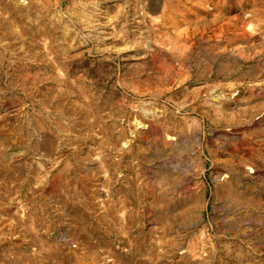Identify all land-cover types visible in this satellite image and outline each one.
<instances>
[{
    "label": "rangeland",
    "instance_id": "1",
    "mask_svg": "<svg viewBox=\"0 0 264 264\" xmlns=\"http://www.w3.org/2000/svg\"><path fill=\"white\" fill-rule=\"evenodd\" d=\"M1 1L0 264H151V216L194 198L195 261L264 264L234 192L264 180V0Z\"/></svg>",
    "mask_w": 264,
    "mask_h": 264
},
{
    "label": "crops",
    "instance_id": "2",
    "mask_svg": "<svg viewBox=\"0 0 264 264\" xmlns=\"http://www.w3.org/2000/svg\"><path fill=\"white\" fill-rule=\"evenodd\" d=\"M234 192L244 200L241 205L246 209H243L242 215L253 214L264 220V180L257 186L241 185L236 187ZM169 209L171 212L169 217L151 216V238L155 239L157 243H162V240H170L167 245H161L158 248L156 255L151 253V264H257L258 249L254 250L256 245L251 246L247 242L245 244L238 242L219 244L208 261H195L190 253L188 241L194 233L198 232L199 226L203 222L204 206L202 201L199 198H194V202L193 200H184L179 205L171 203ZM92 219L96 220L93 217ZM94 220L91 221L86 231L94 233L98 230L109 236H112L110 232L123 231V219L119 217L111 220L113 224L115 223V226L111 225V227L108 226V217L99 218L101 222L99 229L94 225ZM131 223L134 224V221ZM128 229L130 233H133L134 225L128 226ZM174 240L179 242L176 249H172L170 246ZM98 246L100 250L104 249L100 243ZM162 249L166 252H160ZM177 253H180L181 257H178Z\"/></svg>",
    "mask_w": 264,
    "mask_h": 264
},
{
    "label": "bare ground",
    "instance_id": "3",
    "mask_svg": "<svg viewBox=\"0 0 264 264\" xmlns=\"http://www.w3.org/2000/svg\"><path fill=\"white\" fill-rule=\"evenodd\" d=\"M7 1H8V0H7ZM11 1H16L17 4L20 3V2H19L20 0H11ZM149 1L156 2V3H157L156 5H157V6H160L161 4L164 3L165 0H149ZM3 2H5V0H4ZM9 2H10V1H9ZM146 2H147V1H146ZM165 3L168 4L169 2H165ZM7 4H8V3H7ZM15 4H16V3H15ZM21 4H22V3H21ZM135 4H137V3H135ZM143 4H144V3H143ZM2 5H3V4H2V1L0 0V8H1V7H4L5 4H4L3 6H2ZM156 5H155V6H156ZM5 6L7 7V5H5ZM21 6H22V5H21ZM143 6H144V5H143ZM147 6H150V5L148 4ZM22 7H23V6H22ZM134 8H135V5H134ZM144 8H145V7H144ZM18 9H19V8H18ZM20 9H21V11H23V12L26 11L24 8H21V7H20ZM4 10H5V9H4ZM4 10H3V11H4ZM4 12H5V11H4ZM4 12H2V13H4ZM26 12H27V11H26ZM144 12H145V9H143V13H144ZM0 15H1V12H0ZM1 16H2V15H1ZM3 16H4V15H3ZM19 32H21V31H19ZM19 32H18V33H19ZM24 34H25V33H24ZM119 34H120V33H119ZM22 35H23V34H22ZM20 37L22 38V36H20ZM94 37H95V36H94ZM117 43H118V42H117ZM172 48H174V47H172ZM171 51H173V53H172V52H171V53H172V54H175V55H174L175 57L178 56V57H182L183 59H187V58H189V57L187 56V53H185V51H184V52H180V51L177 52L176 50H175V51H174V50H171ZM213 55H214L213 57L216 59V55H215V54H213ZM146 114H147V112H146ZM148 116H149V115H148ZM157 116H158V115H157ZM160 116H161V115H160ZM158 118H159V117H158ZM213 121H214V120H213ZM140 124H141V122H138V121H137V125H140ZM221 178H222V177H221ZM223 178H224V177H223ZM229 196H230V195H229ZM235 196H236V195H235ZM235 196H233V197H235ZM230 197H231V196H230ZM227 198H228V197H227ZM246 201H247V200H246Z\"/></svg>",
    "mask_w": 264,
    "mask_h": 264
}]
</instances>
